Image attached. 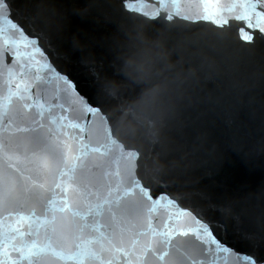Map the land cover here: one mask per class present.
<instances>
[{
    "label": "snow or ice",
    "instance_id": "6c2138e0",
    "mask_svg": "<svg viewBox=\"0 0 264 264\" xmlns=\"http://www.w3.org/2000/svg\"><path fill=\"white\" fill-rule=\"evenodd\" d=\"M200 4L202 13L179 17L189 24L176 21L178 13L149 15L143 0L105 7L110 20L122 12L146 17L135 26L146 57L165 58L167 31L201 20L223 28L228 19L215 17L225 12L243 22L240 39L247 45L264 41V0ZM157 18L170 23L149 40L148 21ZM62 40L63 25L53 30L43 0H0V264L25 258L28 264H217L221 254L225 264H264V222L259 232L243 228L246 212L236 202L203 191L194 195L189 182L176 177L177 165L162 162L164 132L177 113L168 88L139 74L132 84L141 94L129 103L122 96L128 84L90 74L92 92L85 95L53 59ZM212 47L232 65L252 54V48L230 50L225 33ZM129 66L143 73V65ZM108 158L117 162L115 172ZM161 207L171 211L158 216ZM230 233L248 250L230 244Z\"/></svg>",
    "mask_w": 264,
    "mask_h": 264
},
{
    "label": "water",
    "instance_id": "95a60500",
    "mask_svg": "<svg viewBox=\"0 0 264 264\" xmlns=\"http://www.w3.org/2000/svg\"><path fill=\"white\" fill-rule=\"evenodd\" d=\"M31 2L39 5L41 0ZM43 2L53 30L63 25L60 51L53 59L78 82L81 92L91 95L90 74L128 84L122 89V96L129 103L141 94L142 90L132 84L139 74H146L154 85L166 86L176 102L177 113L164 132L167 160L162 162L177 165L176 177L188 181L194 195L203 191L236 202L246 212L242 227L259 232L264 222V41L258 39L254 48L247 45L240 39L243 22L228 12L215 17L223 15L228 19L223 28L211 20H201L189 28L165 32L170 22L157 18L148 21L152 27L145 30V35L154 40L165 32L161 50L165 58L155 54L146 57L144 47L136 40L135 26L146 20L139 13L122 12L110 20L111 10L105 6L114 0ZM92 4L98 6L90 7ZM161 4L162 0H143V11L149 15L160 12L162 16L178 13L174 18L180 24L190 23L180 20V16H195L203 11L200 0H176L175 5L163 0ZM218 33L226 34L230 50L252 48L247 62H225L224 54L212 47ZM73 41L79 42L80 47H74ZM130 62L143 65V73H136ZM47 87L51 94L54 85ZM148 147L145 144L146 150ZM106 166L112 172L118 167L112 158H108ZM166 211L171 209L161 207L156 215ZM26 228L27 224L21 231ZM228 242L242 252L248 250L235 233H230ZM18 264H28V259L19 260ZM56 264L77 262L68 259ZM217 264H225L223 254Z\"/></svg>",
    "mask_w": 264,
    "mask_h": 264
}]
</instances>
